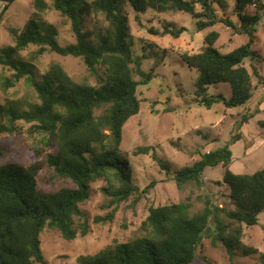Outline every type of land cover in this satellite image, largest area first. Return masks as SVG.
Here are the masks:
<instances>
[{
    "label": "trees",
    "instance_id": "trees-1",
    "mask_svg": "<svg viewBox=\"0 0 264 264\" xmlns=\"http://www.w3.org/2000/svg\"><path fill=\"white\" fill-rule=\"evenodd\" d=\"M0 2L1 20L15 0ZM233 5L237 24L221 19L212 0L31 1L34 14L20 30L10 29L13 45L0 49V65L13 72L2 81L3 89L23 80L34 92L36 102L26 108L18 101L0 105V135L14 134L15 122L23 121L41 138L33 144L37 162L27 166L0 164V264H43L40 235L47 226L66 240L86 235L87 221L79 206L89 198L93 183H104L101 191L115 208L130 200L135 204L153 187L152 182L141 190L132 180L127 158L120 156L123 126L140 110L138 87L153 77L141 69L145 57L133 51L124 6L134 12L137 21L147 10L157 14L180 12L195 20L197 32L223 24L233 34L247 37L240 47L222 53L216 47L218 33L211 31L198 53L180 55L182 64L196 74L193 103L209 110L219 103L228 109L246 106L252 98V77L261 79L254 67L249 73L244 61L257 55L251 46L264 16V0H234ZM50 9L70 22L73 43L60 45L56 28L40 17ZM170 26L149 32L178 38L186 31ZM30 47H36V51L28 61L21 59L20 53ZM46 52L78 58L85 73L74 80L58 62L39 73L32 62ZM218 84L230 87L229 98L208 94L209 87ZM252 117L243 116L241 123ZM259 125L264 128V121ZM238 140L240 134L236 133L222 147L200 155L173 177L178 189L187 183L200 185L206 168L221 166L232 210L215 207L207 198L201 209H195L188 197L151 207L128 241H114L96 254L79 256L77 264H191L204 237L210 238L213 246H222L229 258L237 251L243 256L254 254L255 250L242 247L241 239L244 228L256 226L259 214L264 213V167L253 174L230 171L229 147ZM150 153L159 167L168 170L154 147L137 148L133 155ZM41 173L49 190L40 187ZM115 208L107 216L96 218L95 223L111 222ZM259 261L264 264V253Z\"/></svg>",
    "mask_w": 264,
    "mask_h": 264
},
{
    "label": "rangeland",
    "instance_id": "rangeland-1",
    "mask_svg": "<svg viewBox=\"0 0 264 264\" xmlns=\"http://www.w3.org/2000/svg\"><path fill=\"white\" fill-rule=\"evenodd\" d=\"M31 1L15 0L4 10L0 20V49L13 45L10 29L20 30L34 14ZM212 1L221 19L237 24L233 13L234 0ZM124 10L128 15L133 51L136 56L145 57L141 69L152 73L153 77L148 84L138 87L140 110L123 126L120 156L127 158L132 180L141 190L152 182L153 187L135 204L130 200L121 202L115 208L109 203L110 198L101 191L104 183H93L89 198L79 206L87 221L88 233L66 240L59 231L45 227L40 235L43 264H77L79 256L96 254L114 241H128L151 207L178 203L188 197L195 209H201L207 198L215 207L232 210L228 199L229 189L222 181L221 166L206 168L200 177V185L187 183L178 189L173 177L181 168L189 167L199 160L200 155L222 147L236 133L240 134V140L229 147L232 153L230 171L234 174H253L264 167V128L259 125L260 121H264V16L256 27L255 40L251 46L257 53L256 58L244 61L250 74L254 67L261 77H252L250 102L236 109H228L219 103L208 110L193 103L196 74L182 64L180 55L198 53L205 35L211 31L218 33L216 47L222 53L240 47L247 37L233 34L223 24L197 32L195 20L180 12L157 14L147 10L137 21L130 8L124 6ZM196 10L200 11L199 4H196ZM249 12L254 13V10L250 8ZM40 17L56 28L60 45L74 42L70 22L65 17L52 9L40 14ZM167 24L173 30L184 28L186 31L178 38L168 34H150L149 29L163 31L162 28ZM34 51L36 47H30L20 53V58L28 61ZM54 62L60 63L74 80L85 73L78 58L61 57L50 52L44 53L32 65L42 73ZM12 73L0 65V105L18 101L21 107L26 108L35 103L34 92L26 87L23 80L12 88L3 89L2 81ZM208 94L222 95L227 99L231 96V89L227 84H218L209 87ZM250 114L253 117L242 124V117ZM30 126L17 121L14 134L0 135V164L13 162L27 166L38 161L33 144L41 135ZM140 147H154L157 157L166 163L168 170L159 167L152 160L151 153L134 156V150ZM44 175L40 174V187L49 190L50 187H46L42 179ZM114 208L111 222L95 223L96 218L107 216ZM77 225L78 221L75 220L74 226ZM209 226L212 227L213 223ZM241 245L244 249L255 250V253L243 256L237 251L233 258H229L222 246H213L210 238L204 237L191 264H262L259 255L264 253V213L259 214L256 226L244 228Z\"/></svg>",
    "mask_w": 264,
    "mask_h": 264
},
{
    "label": "crops",
    "instance_id": "crops-1",
    "mask_svg": "<svg viewBox=\"0 0 264 264\" xmlns=\"http://www.w3.org/2000/svg\"><path fill=\"white\" fill-rule=\"evenodd\" d=\"M3 9V3L0 2V12L2 11Z\"/></svg>",
    "mask_w": 264,
    "mask_h": 264
}]
</instances>
